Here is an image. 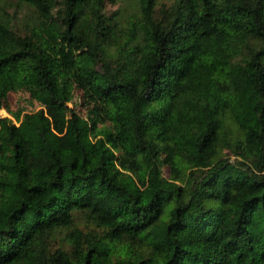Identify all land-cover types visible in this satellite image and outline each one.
Here are the masks:
<instances>
[{"label":"trees","instance_id":"obj_1","mask_svg":"<svg viewBox=\"0 0 264 264\" xmlns=\"http://www.w3.org/2000/svg\"><path fill=\"white\" fill-rule=\"evenodd\" d=\"M105 1L0 0V264H264V0Z\"/></svg>","mask_w":264,"mask_h":264},{"label":"rangeland","instance_id":"obj_2","mask_svg":"<svg viewBox=\"0 0 264 264\" xmlns=\"http://www.w3.org/2000/svg\"><path fill=\"white\" fill-rule=\"evenodd\" d=\"M169 1L170 0H158V4L156 6L158 7V5L160 3H162V2L167 3ZM125 4H126V2L123 0H117L116 2L106 0L104 7L107 11H111V10L116 9L117 7H120L122 9V7H124ZM128 13H130V11L125 12V14H128ZM9 98H10L11 102L13 103L12 106H14V105L20 106V105L26 104L25 108H26V110L29 109V111H33L38 107V105L36 103L27 105L29 102L26 100V93H24V92L11 93ZM68 105L71 107V111H75L76 108H75V106L72 105V103H68ZM1 115H6V112L0 108V116ZM230 159H232V158H230Z\"/></svg>","mask_w":264,"mask_h":264}]
</instances>
